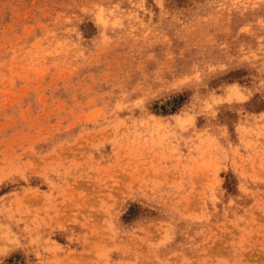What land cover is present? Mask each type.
I'll return each instance as SVG.
<instances>
[{"label": "rangeland", "instance_id": "1", "mask_svg": "<svg viewBox=\"0 0 264 264\" xmlns=\"http://www.w3.org/2000/svg\"><path fill=\"white\" fill-rule=\"evenodd\" d=\"M0 264H264V0H0Z\"/></svg>", "mask_w": 264, "mask_h": 264}]
</instances>
